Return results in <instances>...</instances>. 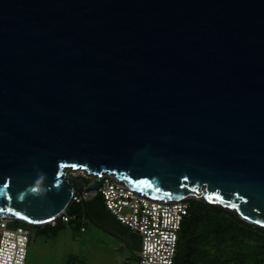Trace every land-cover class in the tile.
<instances>
[{
	"label": "water",
	"instance_id": "obj_1",
	"mask_svg": "<svg viewBox=\"0 0 264 264\" xmlns=\"http://www.w3.org/2000/svg\"><path fill=\"white\" fill-rule=\"evenodd\" d=\"M115 174L264 227V0H0V217Z\"/></svg>",
	"mask_w": 264,
	"mask_h": 264
},
{
	"label": "built area",
	"instance_id": "obj_2",
	"mask_svg": "<svg viewBox=\"0 0 264 264\" xmlns=\"http://www.w3.org/2000/svg\"><path fill=\"white\" fill-rule=\"evenodd\" d=\"M72 174L88 179L86 184L98 177L102 179V185L97 190L84 189L82 194L75 193L73 202L88 201L100 194L111 214L139 233V264H174L182 225L190 214V198H150L116 182L112 173L98 176L84 169H72ZM76 218L67 210L47 224L55 226L59 221L69 223ZM31 226L14 218L0 217V264H27L33 232ZM81 230L84 231L85 227L82 226ZM257 264H264V259Z\"/></svg>",
	"mask_w": 264,
	"mask_h": 264
},
{
	"label": "trees",
	"instance_id": "obj_3",
	"mask_svg": "<svg viewBox=\"0 0 264 264\" xmlns=\"http://www.w3.org/2000/svg\"><path fill=\"white\" fill-rule=\"evenodd\" d=\"M189 201L190 214L182 225L174 264H257L263 261L264 227L246 222L230 210L194 198ZM68 214L77 218L69 223L59 221L55 226H37L38 233L55 236L67 224L76 222L82 227L86 220L108 230L114 226V221L122 224L106 208L100 194L88 201L73 202Z\"/></svg>",
	"mask_w": 264,
	"mask_h": 264
},
{
	"label": "rangeland",
	"instance_id": "obj_4",
	"mask_svg": "<svg viewBox=\"0 0 264 264\" xmlns=\"http://www.w3.org/2000/svg\"><path fill=\"white\" fill-rule=\"evenodd\" d=\"M80 226L67 224L55 236L38 233L34 226L27 264H139V236L122 239L90 220L83 223L84 231Z\"/></svg>",
	"mask_w": 264,
	"mask_h": 264
},
{
	"label": "crops",
	"instance_id": "obj_5",
	"mask_svg": "<svg viewBox=\"0 0 264 264\" xmlns=\"http://www.w3.org/2000/svg\"><path fill=\"white\" fill-rule=\"evenodd\" d=\"M116 219V218H115ZM97 227H100V226H98L97 224H95ZM100 228H102V227H100ZM128 227L127 226H125L124 224L122 225V224H119L118 222H115L114 221V226L113 227H111V229H104V228H102V229H104V230H106V231H108V232H110V234L111 235H113V236H117V237H121L122 239H125V237H127V239L128 238H130L131 239V237H133V236H139L140 237V235H139V233L138 232H136V231H134V230H131V229H127ZM133 235V236H132ZM140 241H141V237H140ZM126 242V241H125ZM127 242H128V240H127Z\"/></svg>",
	"mask_w": 264,
	"mask_h": 264
}]
</instances>
